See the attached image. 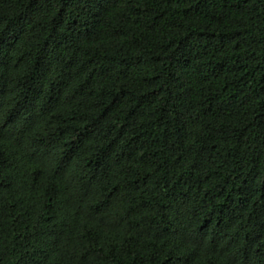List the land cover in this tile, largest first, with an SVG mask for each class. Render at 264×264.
Segmentation results:
<instances>
[{
    "label": "trees",
    "instance_id": "16d2710c",
    "mask_svg": "<svg viewBox=\"0 0 264 264\" xmlns=\"http://www.w3.org/2000/svg\"><path fill=\"white\" fill-rule=\"evenodd\" d=\"M0 264H264V0H0Z\"/></svg>",
    "mask_w": 264,
    "mask_h": 264
}]
</instances>
